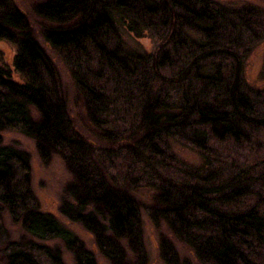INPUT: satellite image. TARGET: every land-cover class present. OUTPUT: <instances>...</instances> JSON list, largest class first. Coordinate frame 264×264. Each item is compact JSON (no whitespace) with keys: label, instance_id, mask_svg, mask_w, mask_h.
Segmentation results:
<instances>
[{"label":"trees","instance_id":"16d2710c","mask_svg":"<svg viewBox=\"0 0 264 264\" xmlns=\"http://www.w3.org/2000/svg\"><path fill=\"white\" fill-rule=\"evenodd\" d=\"M30 1L92 138L74 128L59 73L12 0H0V46L15 48L10 66L0 64V133L31 139L44 164L62 160L73 181L59 215L90 234L109 264H148L133 192L149 189V220L197 264H264V92L244 80L247 58L264 42V9L210 0ZM186 148L197 165L176 155ZM29 161L0 137L2 264H63L41 244L52 240L74 264H96L72 232L40 212ZM2 215L31 240L11 241ZM158 249L163 264H191L166 238Z\"/></svg>","mask_w":264,"mask_h":264},{"label":"rangeland","instance_id":"374dc122","mask_svg":"<svg viewBox=\"0 0 264 264\" xmlns=\"http://www.w3.org/2000/svg\"><path fill=\"white\" fill-rule=\"evenodd\" d=\"M15 6L21 10L28 18L29 26L37 41L45 49L47 55L52 60L60 77L62 89L67 96L68 113L73 121V126L85 138H90L89 124L85 118L83 107L78 101L70 76L67 69L55 54L47 48L40 37L41 33L49 26L47 23L36 18L31 11L33 2L30 0H12ZM217 4L238 8L245 5H252L264 9V2L261 0H210ZM147 53L154 51V45L148 39L139 41ZM15 48L11 45L3 44L0 46V64L10 66V60L14 56ZM244 80L246 84L256 90L264 92V42H262L247 58L244 65ZM36 118V114L32 112ZM3 145L14 146L25 152L29 156V165L31 173L30 188L38 201L39 210L42 213L53 215L59 223L67 230L72 232L84 245V248L90 251L95 259L96 264H109L97 251L93 238L78 224L71 223L59 215L58 209L63 200V192L73 178L67 172L64 163L58 156H52L46 164L41 162L36 152L35 143L17 132L4 131L0 133ZM92 138V137H91ZM90 138V139H91ZM178 158L187 165H197L199 163L196 154L189 149H176ZM133 197L140 207V218L142 223V234L144 248L148 254V264H163L159 256V240L161 237L168 239L174 246L181 259H187L191 264H197L191 253L179 242H177L168 232L164 225L156 228L147 216V209L153 202V193L149 189H139L133 192ZM3 216V226L10 233L11 241L31 240L18 226L13 225L7 215ZM43 246L50 248L52 251L58 250L61 253L63 264H74L71 255L64 249L58 240H52L41 243ZM0 264H2L0 258Z\"/></svg>","mask_w":264,"mask_h":264}]
</instances>
